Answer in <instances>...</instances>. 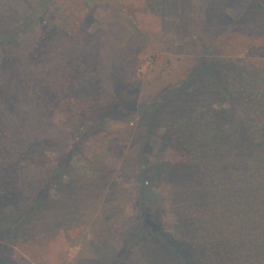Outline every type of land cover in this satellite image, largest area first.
<instances>
[{"label": "rangeland", "instance_id": "obj_1", "mask_svg": "<svg viewBox=\"0 0 264 264\" xmlns=\"http://www.w3.org/2000/svg\"><path fill=\"white\" fill-rule=\"evenodd\" d=\"M0 38V103L41 108L51 142L25 163L50 201L0 225V264H181L169 240L186 264H245L206 238L264 167L256 1L0 0Z\"/></svg>", "mask_w": 264, "mask_h": 264}, {"label": "trees", "instance_id": "obj_2", "mask_svg": "<svg viewBox=\"0 0 264 264\" xmlns=\"http://www.w3.org/2000/svg\"><path fill=\"white\" fill-rule=\"evenodd\" d=\"M249 1H256L264 16V0ZM156 104L153 103L151 109H154L152 107ZM29 105L30 108H26L16 102H10L9 106L0 103V120H5L0 124V225L3 229L9 228L11 233L20 231L26 218L37 213L43 203L47 205L50 201L44 194V185L38 184L40 182L38 180L37 183H32L25 170V163L31 158L40 159L42 150L51 144L42 140L46 125L39 119L42 115L41 108L37 110L32 104ZM248 109H250L248 115L256 111V108ZM20 116H27V119ZM103 119L99 120L98 125L104 122ZM253 131L258 139L264 138L262 133L261 136L258 135L260 132L258 123L254 125ZM61 139L52 138V142L60 143ZM206 156L211 160L210 152ZM249 161L252 162L248 168L250 172L244 177L247 187L243 188L246 191L245 198L235 203L232 215H227L230 219L228 231L216 234L214 238L208 235L206 243L213 242L214 253L221 251L225 262H231V250L234 249L244 255L245 264H264V167L255 159L250 158ZM225 209L226 213L231 212V208ZM165 246L181 260V264H186L185 260L188 258L186 244L169 240L165 242ZM247 246L249 251L244 254L242 250Z\"/></svg>", "mask_w": 264, "mask_h": 264}]
</instances>
